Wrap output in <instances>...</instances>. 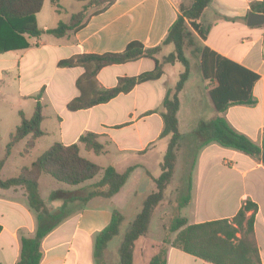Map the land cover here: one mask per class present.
I'll return each instance as SVG.
<instances>
[{"label": "crops", "instance_id": "1", "mask_svg": "<svg viewBox=\"0 0 264 264\" xmlns=\"http://www.w3.org/2000/svg\"><path fill=\"white\" fill-rule=\"evenodd\" d=\"M261 1L211 0L200 20L207 31L206 37L204 40L198 39L201 47L258 76L251 90L255 104L233 105L224 113L217 112L209 95V90L216 85L215 81L203 79L200 71L192 74L189 63V76L178 94L177 121L182 139H199L198 130L219 116L236 131L256 143L260 142L264 131V23L249 26L247 18L249 13L263 15L250 9L251 3ZM44 3L45 0L43 6ZM42 9L35 15V20L43 33L38 38L25 36L29 43L25 49L0 53V89L13 93L19 102L30 100L34 108L37 102L41 105L43 120L40 128L44 134L36 140L27 157L19 155L25 139L20 141L3 163L0 176L2 179L10 178L4 175L18 146L21 145L16 152L20 164H11L14 175L21 167L29 166L53 143L66 146L78 143L79 137L86 132L100 136L99 141L105 144L106 153L95 155L79 145L81 156L85 152L89 161L101 168L112 166L119 173L134 167L117 194L109 199L101 198L103 202L91 208L84 205L77 208L41 242L42 258L39 264H93V235L110 222L113 203L122 205L133 192L155 190L153 180L161 173L160 165L168 139L159 138L163 127L161 104L167 89L178 81L183 67L179 63L165 64L158 80L136 85L130 92L119 94L106 103L70 111L67 104L79 95L76 80L83 70L79 67L61 68L57 63L75 54L121 52L133 41L141 43L144 48L158 47L180 14L179 3L178 0H116L104 12L90 16L76 33L61 38L45 32L52 27L37 19ZM55 11H58L57 7ZM58 23L59 20H56ZM172 50L173 46L167 44L161 46L154 56L160 60ZM154 65L150 58L114 64L102 68L96 79L101 87L110 88L115 86L118 78L151 71ZM19 111L27 118L22 109L18 110V115ZM49 120L54 121V128L51 129L55 138L46 142L41 138L51 131L45 128L51 126ZM3 157L4 154L0 155V159ZM26 159L27 163L22 164ZM52 180L40 176L39 188L44 183L50 192L75 190L70 186L54 189L52 187L57 185ZM76 191L79 192L78 189ZM192 192L195 197L190 202H194L195 211L191 224L230 219L244 201L255 203L254 239L261 264H264L263 162L216 143L206 145L196 152L191 169ZM42 200L52 210L61 205V201L50 203ZM0 226V264H16L20 254V236L31 237L36 229V217L28 207L23 188H0ZM133 254L134 264L135 250ZM167 255L174 258L175 264H207L175 248H169Z\"/></svg>", "mask_w": 264, "mask_h": 264}, {"label": "trees", "instance_id": "2", "mask_svg": "<svg viewBox=\"0 0 264 264\" xmlns=\"http://www.w3.org/2000/svg\"><path fill=\"white\" fill-rule=\"evenodd\" d=\"M75 1L83 3L81 10L71 14L67 22H59L56 27L45 31L46 33L57 38L70 33L74 34L84 26L90 16L104 12L116 0ZM43 2L44 0H0V53L25 49L29 46L25 36L38 38L43 33L35 20V15L42 9ZM210 2L211 0H192L191 4L185 7L178 0L180 14L171 24L158 47L144 48L141 43L133 41L128 43L121 52L75 54L57 63V66L61 68L79 67L83 70L76 80L79 95L67 104L70 111L88 109L106 103L119 94L130 92L136 85L158 80L163 74L165 64L179 63L183 67L178 81L172 88L167 89L161 104L160 115L163 127L159 138L168 137L166 151L160 165L161 173L153 180L155 190L144 198L141 209L130 222L120 241L119 264H133L135 242L146 236L152 214L164 199L165 190L173 178L177 154L184 141H187L190 146L194 145L197 151L206 145L216 143L221 147L248 155L257 161H261V155L264 153V131L260 142L256 143L232 128L223 117L218 116L200 128L197 132L199 139H182L178 131V94L190 70L184 47L187 43H192L191 32H194L198 39H205L207 31L200 20L204 9ZM92 9L95 10L91 12ZM250 9L264 15V0L251 3ZM167 44L173 46L172 52L160 60L156 59L154 55L160 51L161 46ZM198 51L202 78L214 80L216 83L215 87L209 90V95L217 112L224 113L228 107L233 105L252 106L255 104L251 90L258 79L256 74L217 55L206 47H200ZM141 58L152 59L155 64L154 68L134 77H120L115 86L110 88H104L98 84L96 75L102 68L134 62ZM19 118V124L9 135L4 157L0 159V169L12 149L20 141L25 139L22 155L29 156L36 140L44 134L40 128L43 115L38 102L30 118H26L21 111H19ZM99 137L97 134L86 132L79 137L78 143L66 146L55 142L29 166L21 167L15 176L7 179H2L0 176L1 189L15 187L24 189L28 207L36 217L34 235L20 236V254L16 264L40 263L43 238L76 210L70 209L71 204L76 201L87 204L95 198L109 199L117 194L126 183L134 167H128L119 173L112 166L101 168L80 155L79 145L86 152H92L95 155L105 154V144L99 141ZM194 163L195 156L191 162V169ZM191 169L185 177H182V197L173 205L174 215L165 227V237L157 250L151 254L147 264H166L169 248L178 249L207 264H261L254 239V220L257 212L255 203L250 200L244 201L237 213L230 219L223 218L196 224H188L187 219L178 214V211L190 202ZM42 175L70 187L90 181L96 176H99V181L91 184L83 196L77 195V191H53L50 198L61 201V205L52 210L44 204L39 195V177ZM122 221V214L114 209L110 222L93 235L94 264H104V252L108 243L119 234ZM173 234H175L174 237H172Z\"/></svg>", "mask_w": 264, "mask_h": 264}, {"label": "rangeland", "instance_id": "3", "mask_svg": "<svg viewBox=\"0 0 264 264\" xmlns=\"http://www.w3.org/2000/svg\"><path fill=\"white\" fill-rule=\"evenodd\" d=\"M192 0H183L182 4L187 7L191 4ZM83 3L77 2L75 0H45L43 9L41 11L40 16H38V20L41 22H45L47 26H51L52 28L56 27V20H59V22H67L70 15L72 13L78 12L82 8ZM56 7L58 8V11L56 12ZM95 9H92L91 12H93ZM69 16V17H68ZM56 25V26H55ZM192 36V43H187L184 47V53L187 57L189 63L191 64V72L194 74L196 71L199 70V51L198 49L201 47L198 42L197 35L194 32H191ZM0 155L2 156L4 154L5 145L7 144V141L9 139V135L15 130L16 125L19 124V115L18 110L22 109L24 113L27 114V118H29L34 110V105H32L30 100L27 101H21L17 99V97L9 92L7 89H0ZM48 123H52L51 126L45 127L47 130H51L50 133L46 136H44L41 139H45L46 142H49L51 139L55 138L54 131L51 128H54V121L49 120ZM47 123V125H48ZM21 146V145H20ZM20 146H18L20 148ZM15 148L14 156L10 160V164L7 167V174L4 175L6 177H11L14 175V169L11 168L12 163L20 164V159L18 158V155L16 152L19 148ZM22 150H20L19 155L22 157H27L22 155ZM196 147L194 145H189L188 143H182L180 150L177 154L176 158V164H175V174L170 182V184L167 186L165 190V195L163 201L155 208L151 221L148 225L147 234L144 238H140L135 242V256H134V264H146L148 259L150 258L151 254L155 252L158 248V246L161 244L163 238L165 237V227L171 220V218L174 215L173 211V205L176 203L177 200H179L182 197L183 193V179L182 177H185L188 171L191 169V162L194 156H196ZM30 156V155H29ZM82 156H85L84 158H87V154L85 152H82ZM28 159L25 161L23 160L22 164H26ZM17 171L15 175L18 173ZM185 174V175H184ZM14 175V176H15ZM48 177V176H45ZM49 178V177H48ZM54 183V186L52 188H69L67 185L58 183L54 180H52ZM99 181V176H96L94 179L90 181H86L80 185L75 186V190L78 189L79 196L85 195L89 186L93 183H96ZM60 185V186H59ZM73 191V190H72ZM152 191H148L145 193H137L134 192L129 195V199L125 201L122 205L114 202L113 203V210H117L120 212L123 217L124 221L120 226L119 234L114 237L109 243L108 246L104 252L103 256V262L104 264H119L118 260V248L121 239L123 238V235L127 231L130 222L134 218V216L139 212L142 206V202L144 198L150 194ZM53 191L50 192L49 188L44 187V183L41 184V187L39 188V195L41 193V199L52 202H57L58 200H52L50 198V195ZM192 195V197H191ZM195 197V193H190V201L191 198L193 199ZM103 200L101 198H95L91 201H89L87 204H85L82 201H76L75 203L70 205V209L74 210L77 208H80L81 206H85V208L93 207L96 204H101ZM195 211L194 202L188 203V205L182 207L178 214L182 217L188 218L189 222L188 224H191L193 219V213ZM175 234L172 235L174 237ZM134 255V254H133ZM136 258V259H135ZM167 262L169 264H175L174 258H169L167 255ZM94 264V262H93Z\"/></svg>", "mask_w": 264, "mask_h": 264}, {"label": "water", "instance_id": "4", "mask_svg": "<svg viewBox=\"0 0 264 264\" xmlns=\"http://www.w3.org/2000/svg\"><path fill=\"white\" fill-rule=\"evenodd\" d=\"M264 23V16L263 15H257L254 13H249L247 18V25L249 26H255L260 25ZM261 161L264 163V153L261 155Z\"/></svg>", "mask_w": 264, "mask_h": 264}]
</instances>
